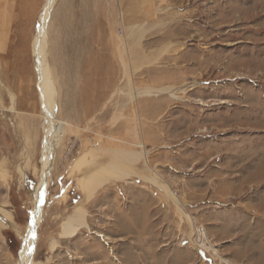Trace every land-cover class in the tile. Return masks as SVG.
I'll return each instance as SVG.
<instances>
[{"label": "rangeland", "instance_id": "obj_1", "mask_svg": "<svg viewBox=\"0 0 264 264\" xmlns=\"http://www.w3.org/2000/svg\"><path fill=\"white\" fill-rule=\"evenodd\" d=\"M44 2L39 156L0 126V264L19 262L43 168ZM15 10L0 0L9 34ZM46 38L60 135L31 264H264V0H55ZM120 156L139 175L100 184L52 248L86 174Z\"/></svg>", "mask_w": 264, "mask_h": 264}, {"label": "crops", "instance_id": "obj_2", "mask_svg": "<svg viewBox=\"0 0 264 264\" xmlns=\"http://www.w3.org/2000/svg\"><path fill=\"white\" fill-rule=\"evenodd\" d=\"M38 1L39 0H24V10H15L12 12V23H14L15 26L12 28L13 32L11 34L8 33L5 26L0 27V45H4L2 40H4V31H7L8 44L10 43L11 46L13 45L12 47H14L13 51L0 50V57L7 58L8 61H10L0 62V113L2 117L3 115L9 116V120L12 121V123H9L5 120L3 125H1L0 121V126L4 127L5 133L11 136H13L14 132L17 133L20 139L15 145L24 147V150L27 148V145L31 146L32 152H29L30 155L33 153V158H36V156L38 157L40 154L39 148L41 138L39 120L36 117V112L38 110L35 89L36 75L34 64L31 62L32 55L30 48L33 29L37 20ZM110 66L114 67L111 63ZM3 138L5 140V135ZM4 142L5 145H7L6 140ZM64 187H67L65 197H67V193L70 191L69 199H71L73 193H71V185H69V187L65 185ZM74 194L75 193H73V195ZM81 199H83L81 202L84 203L82 207L86 211L85 202L90 199H86L85 192ZM77 200L76 198V201ZM71 202L72 201L68 204ZM66 206L67 205H65V207ZM78 207L79 206L62 221L58 238H54V240L50 241L52 248H54L62 238H73L62 235V232L65 222L70 216L75 214ZM135 215L134 213L133 216ZM85 216L86 222L88 223L87 215ZM84 227L80 228L79 232ZM79 232L74 235V237L77 236Z\"/></svg>", "mask_w": 264, "mask_h": 264}, {"label": "bare ground", "instance_id": "obj_3", "mask_svg": "<svg viewBox=\"0 0 264 264\" xmlns=\"http://www.w3.org/2000/svg\"><path fill=\"white\" fill-rule=\"evenodd\" d=\"M54 1L55 0H45L43 4V10L40 14V24L38 25L37 33L32 40V53L35 57L36 69L39 76V89L43 102V110L46 116V135L45 137H43L44 147H42V173L40 176V180L35 187V205L33 206L31 218L28 222L26 232L23 235V245L20 251L21 257L18 264H31L32 262L36 232L42 221V205L44 202V198L47 195V187L50 182V175L53 167L55 146L59 140L60 135V129L57 126L58 120L54 113V87L51 81L49 65L46 62L47 25L51 16V10ZM128 154H130L131 156L137 155L132 152H128ZM119 158H117L116 160H112L111 162L113 164L111 163L107 165H101L86 174L85 180L83 182L84 190L87 195L86 199H89L92 196V194L97 190L100 184L107 182V180L109 179L116 180L117 178H124L125 176L132 177L134 175H139L138 171L134 170V168H132L131 166L123 165L119 167L121 162L124 161V157L120 156ZM119 161L121 162L118 164ZM8 217L9 213L7 210V206L4 205V207H0V222L2 225H5V223L8 221ZM84 226H87V224L84 218V210L82 206H80L78 207L75 214L70 216V218L65 222L62 235L74 237V235L79 232L80 228ZM200 230H198V232L205 235V230ZM214 250L216 251V249ZM226 262H228L227 259ZM35 264L44 263L36 262Z\"/></svg>", "mask_w": 264, "mask_h": 264}, {"label": "built area", "instance_id": "obj_4", "mask_svg": "<svg viewBox=\"0 0 264 264\" xmlns=\"http://www.w3.org/2000/svg\"><path fill=\"white\" fill-rule=\"evenodd\" d=\"M44 140V139H43ZM74 152V144L73 142L69 141L67 144H66V148H65V152H64V155L63 157L65 159H70L71 158V154ZM42 173V172H41Z\"/></svg>", "mask_w": 264, "mask_h": 264}]
</instances>
